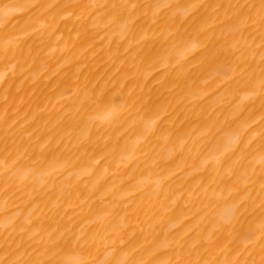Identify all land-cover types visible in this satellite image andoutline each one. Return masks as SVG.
I'll list each match as a JSON object with an SVG mask.
<instances>
[{
  "label": "bare ground",
  "instance_id": "1",
  "mask_svg": "<svg viewBox=\"0 0 264 264\" xmlns=\"http://www.w3.org/2000/svg\"><path fill=\"white\" fill-rule=\"evenodd\" d=\"M0 264H264V0H0Z\"/></svg>",
  "mask_w": 264,
  "mask_h": 264
}]
</instances>
